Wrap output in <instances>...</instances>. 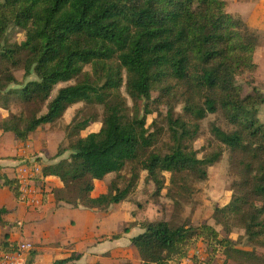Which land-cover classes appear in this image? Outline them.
Listing matches in <instances>:
<instances>
[{
    "label": "trees",
    "instance_id": "16d2710c",
    "mask_svg": "<svg viewBox=\"0 0 264 264\" xmlns=\"http://www.w3.org/2000/svg\"><path fill=\"white\" fill-rule=\"evenodd\" d=\"M9 27L25 33L21 44L1 45ZM258 45L259 36L230 15L223 0H0L1 108L8 109L12 102L22 108L3 119L0 130L25 142L73 105L102 106L100 130L81 137L92 120L74 123L68 133L69 157L44 166L42 178L62 182L57 201L105 212L130 195L137 175L123 189L111 182L96 198L90 196L94 181L118 175L127 164L146 171L157 193L164 188V173L181 190L192 179H206L207 169L219 161L222 151L199 159L187 143L195 137L199 121L222 112L233 129L212 125L210 131L230 150L240 174L231 200L215 208L213 220L227 233L243 230L250 248L238 247L213 225L173 227L165 220L141 222L143 232L130 244L141 264H178L198 242L209 254L200 263L192 256L193 264L243 258L264 264V95L256 88L243 95L236 83L239 74L257 70ZM17 72L23 73L21 81ZM72 80L74 84L52 96L56 86ZM123 88L134 104L157 102L167 109L164 119L172 144L166 153L146 154L155 143L145 127V117L153 111L145 105L142 118L137 108L130 117ZM176 104L183 115H174ZM242 154L249 157L244 166ZM0 180V187L17 199L16 180ZM5 212L0 209V215ZM16 249L7 236L0 243V254ZM78 259L71 255L53 264H74Z\"/></svg>",
    "mask_w": 264,
    "mask_h": 264
},
{
    "label": "rangeland",
    "instance_id": "374dc122",
    "mask_svg": "<svg viewBox=\"0 0 264 264\" xmlns=\"http://www.w3.org/2000/svg\"><path fill=\"white\" fill-rule=\"evenodd\" d=\"M235 18H238L235 16ZM240 19V18H239ZM255 33L260 34L256 30ZM25 40V33L16 27H9L1 45H18ZM258 45L257 54H255V63L258 68L253 72H244L237 76L236 83L239 85L243 95L250 94L252 88H256L264 95V62L262 61L263 53ZM2 47V46H1ZM0 47V49H1ZM88 70V69H87ZM18 81L23 79V73H15ZM33 78V77H32ZM31 77L29 79H32ZM74 80L63 83L54 88L52 96L61 87L74 84ZM122 95L126 98L130 117H133L135 109L138 110V117L144 116V106L147 105L152 114L145 117V127L149 132L154 134L155 143L148 149L149 152L166 153L172 142L168 131L167 123L164 119L166 108L158 105L157 102H134L126 95L125 89L121 90ZM157 94L153 93L152 98L155 99ZM148 103V104H146ZM4 103L0 102V123L3 119L9 117L10 114H19L22 108L14 102L8 105V109H2ZM43 110L42 113H44ZM158 112L161 116H158ZM174 115H183L182 106L176 104L174 106ZM263 118L264 113L260 114ZM104 116L103 107L96 104H88L85 102L69 107L63 116L52 124L40 126L32 133L27 143L22 144L17 142L9 133H4L0 130V161L9 162L15 157L19 160L34 161L41 168L46 165L53 164L62 159L69 157L68 133L71 127L76 122L91 119L92 122L88 127L80 133L81 137H85L90 133L98 132L102 126ZM199 128L195 137L189 141L188 146L197 152L199 159L205 155L221 150L222 155L218 162L207 169V178L204 180L192 179L188 182V187L184 190L176 188L170 184V174L164 173L165 184L163 190L157 193L155 187L147 179L146 171H142L137 164H127L125 168L118 174H110L102 181L94 184V194L107 192L109 184L113 182L118 188L123 189L132 180L134 175H137L135 186L130 195L120 204L114 205L112 210L114 213H119L127 218L125 227L129 229L130 235L137 233L134 225L138 221H154L165 220L173 227L176 226H192L199 227L203 224L215 226L224 237H230L237 241L238 247L250 248V245L245 241L243 236L244 231L234 229L232 233H227L219 226L214 224L213 213L215 208H220L226 205L233 195V184L239 181L240 169L236 164V159L232 162V154L228 148L221 146L211 134V126L216 125L224 131H231L233 128L224 118L222 112L207 115L203 120L198 122ZM23 145V146H22ZM58 152L61 156L57 157ZM20 153L21 155H17ZM18 156V157H17ZM243 161V166L249 163L247 154H242L239 157ZM243 166L241 169L243 170ZM8 168V167H7ZM39 180V179H36ZM40 181V180H39ZM51 184V183H50ZM45 187V185H43ZM52 194L57 202L58 189L54 186ZM44 197L48 195L45 189ZM75 208V207H74ZM135 220V221H134ZM134 221V222H133ZM118 230L121 228V222L116 224ZM126 259L131 260L137 258V254L125 249ZM202 257H208V251L205 247H201ZM192 253H190L191 255ZM254 264H261L258 261H249Z\"/></svg>",
    "mask_w": 264,
    "mask_h": 264
},
{
    "label": "crops",
    "instance_id": "0c3cea01",
    "mask_svg": "<svg viewBox=\"0 0 264 264\" xmlns=\"http://www.w3.org/2000/svg\"><path fill=\"white\" fill-rule=\"evenodd\" d=\"M223 1L230 15L240 18L248 27L252 25L262 35L259 39V45H261L259 48L262 50V61L264 62V0ZM16 141L22 144L27 143V141ZM17 155L21 154L17 153ZM12 158L13 160L9 162L0 161V177L5 176L8 179L15 177V167L21 160L17 161L16 156ZM96 182L98 181H94V184ZM39 183L45 185L44 188L48 192L39 209L26 207L18 202L7 187H0V209L6 211L0 215V243L5 236L10 242L16 244L30 243L32 251L27 256V264H53L54 261L68 258L71 255H79V259L74 264H141L137 251L130 244V239L143 232L140 227L143 221H138L133 226L137 233L130 235L129 229L124 226L127 218L122 214L114 213L112 210L114 205H111L105 212L81 207L74 208L63 202H56L54 199L53 189L48 186L52 185L61 190L63 184L58 178H42ZM94 192L93 189L90 194L93 198L106 193L94 194ZM119 221L121 228L112 231ZM124 229H128V232L124 233ZM116 235L119 237L112 238ZM201 247L204 245L198 242L191 253L195 249L200 250ZM125 249L136 253L138 257L131 260L126 259ZM249 261L254 260L247 258H243L240 262L229 260L227 264H251ZM219 263L222 264V261Z\"/></svg>",
    "mask_w": 264,
    "mask_h": 264
},
{
    "label": "built area",
    "instance_id": "2783aa9c",
    "mask_svg": "<svg viewBox=\"0 0 264 264\" xmlns=\"http://www.w3.org/2000/svg\"><path fill=\"white\" fill-rule=\"evenodd\" d=\"M15 168L14 179L18 184V202L31 209L41 208L45 200V188L39 183L42 180V168L30 160L19 161ZM31 251L30 243H18L14 252L0 254V264H27V256ZM192 256H196L199 263L204 259L202 252L195 249L189 257L178 264H193Z\"/></svg>",
    "mask_w": 264,
    "mask_h": 264
},
{
    "label": "clouds",
    "instance_id": "9594fccd",
    "mask_svg": "<svg viewBox=\"0 0 264 264\" xmlns=\"http://www.w3.org/2000/svg\"><path fill=\"white\" fill-rule=\"evenodd\" d=\"M249 28H250V30H255L252 25H249Z\"/></svg>",
    "mask_w": 264,
    "mask_h": 264
}]
</instances>
